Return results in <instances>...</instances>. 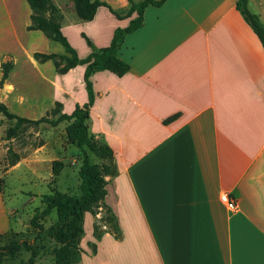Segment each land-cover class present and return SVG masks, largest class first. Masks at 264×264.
<instances>
[{
  "label": "crops",
  "instance_id": "obj_1",
  "mask_svg": "<svg viewBox=\"0 0 264 264\" xmlns=\"http://www.w3.org/2000/svg\"><path fill=\"white\" fill-rule=\"evenodd\" d=\"M51 1L79 57L128 22L102 5L84 20L71 0ZM103 1L113 8L127 2ZM235 1L146 5L142 24L116 51L128 69L90 74L86 124L112 149L115 173L106 176L103 201L119 235L95 237L94 217L84 211L77 264H264V49ZM246 6L264 24V0ZM30 12L26 0H0V62L11 61L0 90L51 86V98L70 112L86 101L84 65L59 73L50 58H35L65 51L26 27ZM11 209L0 189V236L15 228Z\"/></svg>",
  "mask_w": 264,
  "mask_h": 264
},
{
  "label": "trees",
  "instance_id": "obj_2",
  "mask_svg": "<svg viewBox=\"0 0 264 264\" xmlns=\"http://www.w3.org/2000/svg\"><path fill=\"white\" fill-rule=\"evenodd\" d=\"M26 1L31 9L29 14L30 22L26 27L28 29H40L45 36L58 41L65 51L63 54L34 52V57L39 60L50 58L55 70L59 73L67 71L76 64L84 65L82 79L86 90V101L82 104L75 103L70 112H61L53 119H49L46 115L33 119L11 112L0 101V113L9 120L15 119L12 125L6 127V137L12 136L15 128L22 122L37 123L45 121L54 125L62 119L69 120L65 125L66 138L80 149V160L77 167L79 192L76 195L59 189L43 192L40 195L42 206L40 209L34 210L28 219V223L32 227L37 228L33 239L37 238L41 229L39 220L53 212L55 220L51 224L50 232V237L54 241L50 249L53 263L72 264L78 257V250H81L78 246V240L83 230L82 216L84 211L90 212L93 217L98 213L99 209L105 211V215L99 218L109 222L110 226L107 229H99L102 223L97 224L94 221L92 223V233L95 237L99 236L102 231H109L114 237L119 235L115 216L103 201L106 176L115 173V167L112 162V149L104 141L89 132L86 124L88 108L93 100L89 76L92 72L101 69H108L116 75H121L128 69V63L116 55L124 35L142 24V12L146 5H159L164 0H127L125 5L117 8L111 7L103 0H71L74 13L84 20L91 19L96 7L99 5L105 6L116 18L128 17L126 25L122 27L116 26L112 30L107 45L94 49L82 57L76 54V51L60 30V14L56 5L51 0ZM235 8L255 33L264 49V24L260 22L255 13L249 11L246 6V0H236ZM10 67L11 61L9 59L0 62V84L6 77ZM56 105H59V103L56 102ZM50 112L55 113V107L50 109ZM86 149L91 151L100 161L91 162ZM61 164L60 160L53 159L51 161V171L56 173L60 169ZM1 186L0 178V189ZM20 247L29 251V257L25 264H32L36 255L33 241L9 239L2 242L0 243V257L13 256Z\"/></svg>",
  "mask_w": 264,
  "mask_h": 264
},
{
  "label": "rangeland",
  "instance_id": "obj_3",
  "mask_svg": "<svg viewBox=\"0 0 264 264\" xmlns=\"http://www.w3.org/2000/svg\"><path fill=\"white\" fill-rule=\"evenodd\" d=\"M42 88L28 84L15 86L11 92L2 88L0 98L7 102V108L11 112L28 118L35 119L46 115L53 119L59 113L66 112L68 107L63 102L51 98L52 87L45 85ZM56 102L59 105L55 106ZM54 107L56 112H50ZM14 121V118L9 120L0 113L1 191L5 205L12 208L11 218L16 222L13 230L0 236V243L9 239L33 241L36 255L32 264H54L50 250L54 244L50 237L51 224L55 220L54 213L51 212L39 220L41 229L34 239L37 228L32 227L28 219L35 209L41 208L40 195L43 192L59 189L78 194L77 166L80 149L66 138L65 125L69 120L62 119L54 125L45 121L22 122L15 128L12 136L6 137L5 129ZM53 159L62 163L56 173L51 171ZM97 160L98 158L92 154L90 161ZM104 215L105 211L99 209L93 218L92 223L94 221L97 224L102 223L99 229H107L110 226L109 222L99 218ZM84 223H87V220ZM88 245L94 250L92 242ZM81 250H78V257L72 264H77ZM28 257L29 251L20 247L13 256H1L0 264H25Z\"/></svg>",
  "mask_w": 264,
  "mask_h": 264
},
{
  "label": "built area",
  "instance_id": "obj_4",
  "mask_svg": "<svg viewBox=\"0 0 264 264\" xmlns=\"http://www.w3.org/2000/svg\"><path fill=\"white\" fill-rule=\"evenodd\" d=\"M220 200L229 208L234 209L235 208V202L232 197H230L226 192H222L220 194Z\"/></svg>",
  "mask_w": 264,
  "mask_h": 264
}]
</instances>
